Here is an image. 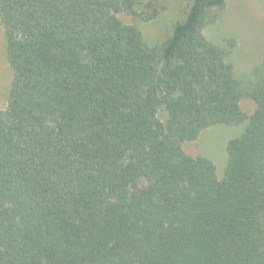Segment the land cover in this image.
Returning <instances> with one entry per match:
<instances>
[{"label": "trees", "instance_id": "16d2710c", "mask_svg": "<svg viewBox=\"0 0 264 264\" xmlns=\"http://www.w3.org/2000/svg\"><path fill=\"white\" fill-rule=\"evenodd\" d=\"M177 1L149 45L119 14L152 0H0V264H264V81L244 89L203 33L226 0ZM244 122L222 178L183 150Z\"/></svg>", "mask_w": 264, "mask_h": 264}, {"label": "rangeland", "instance_id": "374dc122", "mask_svg": "<svg viewBox=\"0 0 264 264\" xmlns=\"http://www.w3.org/2000/svg\"><path fill=\"white\" fill-rule=\"evenodd\" d=\"M159 8L158 15L148 21L132 14L120 13L125 24L135 25L149 45L164 42L171 33L172 26L182 21L189 9V3L177 0H152ZM149 10V9H147ZM215 21L207 24L203 33L212 43L226 50V59L233 65L234 75L244 89L251 90L264 81V0H226L222 8L216 10ZM11 71L4 50V38L0 28V110L6 106ZM243 112L250 115L256 103L249 97L240 101ZM161 120L166 113L158 112ZM246 122L236 125L216 124L202 130L192 141L182 144L186 154L202 156L215 166L218 178L224 176L228 154V141L239 136Z\"/></svg>", "mask_w": 264, "mask_h": 264}]
</instances>
